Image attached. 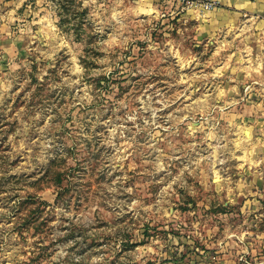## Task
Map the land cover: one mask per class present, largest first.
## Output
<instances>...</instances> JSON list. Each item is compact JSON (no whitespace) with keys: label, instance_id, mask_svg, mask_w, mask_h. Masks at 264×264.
I'll return each instance as SVG.
<instances>
[{"label":"rangeland","instance_id":"obj_1","mask_svg":"<svg viewBox=\"0 0 264 264\" xmlns=\"http://www.w3.org/2000/svg\"><path fill=\"white\" fill-rule=\"evenodd\" d=\"M203 13L0 0V264H264V34Z\"/></svg>","mask_w":264,"mask_h":264},{"label":"crops","instance_id":"obj_2","mask_svg":"<svg viewBox=\"0 0 264 264\" xmlns=\"http://www.w3.org/2000/svg\"><path fill=\"white\" fill-rule=\"evenodd\" d=\"M218 8L202 15L195 14L191 21L197 23V29L202 36H216L217 33L236 31L243 27L253 28L256 35L264 34V0H214Z\"/></svg>","mask_w":264,"mask_h":264},{"label":"built area","instance_id":"obj_3","mask_svg":"<svg viewBox=\"0 0 264 264\" xmlns=\"http://www.w3.org/2000/svg\"><path fill=\"white\" fill-rule=\"evenodd\" d=\"M177 7L186 11L209 12L218 8V2L214 0H172Z\"/></svg>","mask_w":264,"mask_h":264}]
</instances>
